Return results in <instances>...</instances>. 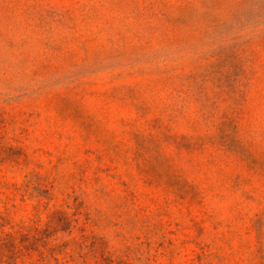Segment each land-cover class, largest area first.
Listing matches in <instances>:
<instances>
[{"label":"rangeland","instance_id":"rangeland-1","mask_svg":"<svg viewBox=\"0 0 264 264\" xmlns=\"http://www.w3.org/2000/svg\"><path fill=\"white\" fill-rule=\"evenodd\" d=\"M3 225L2 264H264V0H0Z\"/></svg>","mask_w":264,"mask_h":264},{"label":"trees","instance_id":"trees-1","mask_svg":"<svg viewBox=\"0 0 264 264\" xmlns=\"http://www.w3.org/2000/svg\"><path fill=\"white\" fill-rule=\"evenodd\" d=\"M3 229V235L0 238V264L4 261V257H7V254L5 253L6 250H8L11 254L8 256L10 257H16V255L19 253V246L15 241V238L12 236L10 232L4 231V225L2 226ZM16 261V260H15ZM17 264V263H16Z\"/></svg>","mask_w":264,"mask_h":264}]
</instances>
